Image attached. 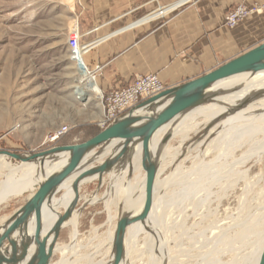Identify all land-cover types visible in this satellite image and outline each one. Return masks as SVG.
<instances>
[{
  "label": "rangeland",
  "instance_id": "rangeland-1",
  "mask_svg": "<svg viewBox=\"0 0 264 264\" xmlns=\"http://www.w3.org/2000/svg\"><path fill=\"white\" fill-rule=\"evenodd\" d=\"M74 2L0 0V136H6L0 141V151L22 155L38 153L62 146L66 139L72 144L83 143L101 131L97 127L102 115L99 97H95L90 90H86L87 97L83 100L75 94L78 79L86 71L71 53L77 20ZM210 101L201 106L211 104ZM61 127L68 129L67 134L58 142L47 144V135ZM205 134L204 130L191 131L180 147L181 136H168L166 141H162L161 145L168 151L157 184L162 186L166 179L178 174L180 166L178 179L183 181L182 189L187 183L190 185L184 188L182 199H171L172 193L177 191L176 184H166L167 196L162 197L155 214L156 228L168 239L163 240V252L169 257V264H242L251 250L250 244L255 240V235L251 233L255 229L264 233V153L239 160L250 154L248 151L246 156L241 154L245 151L242 149L244 142H240L241 150L234 152L229 145L207 151L208 142H203ZM202 142L204 146H201ZM176 151L179 152V159L171 163V156ZM132 154L130 150L120 160L115 177L112 176L114 167L113 171L102 176L100 182L97 176L78 185V201L71 215L77 222L76 236L72 239L68 227L62 225L54 243L61 249L52 253L48 264H56L60 260L74 261L73 264H104L110 259L112 244L109 239L114 237L117 218L127 213L122 208L123 191L125 186L139 187L138 180L141 178V170L133 175L130 168L120 173L128 165ZM224 155L227 161L224 169L214 167L210 170L202 165L213 160L223 163ZM5 160L11 167L20 165L14 160ZM237 161L241 164L229 171L227 167ZM156 162L159 169L160 159ZM87 163L88 160L74 172ZM97 164L92 163L88 168ZM214 171L217 174L212 176ZM3 179L4 175L0 174V182ZM36 190L35 184L19 195L0 201V226ZM134 192L133 198H137L138 191ZM54 197L59 202L54 213L57 219L73 202L74 193L64 197V190H60ZM65 204L68 205L66 209ZM127 239L129 245L135 241V264H150L148 234L142 231L137 236H127ZM164 241L167 242L164 244ZM2 247L11 248L7 247V241ZM154 257V261H158L156 252ZM121 263L124 264L123 261Z\"/></svg>",
  "mask_w": 264,
  "mask_h": 264
},
{
  "label": "bare ground",
  "instance_id": "bare-ground-1",
  "mask_svg": "<svg viewBox=\"0 0 264 264\" xmlns=\"http://www.w3.org/2000/svg\"><path fill=\"white\" fill-rule=\"evenodd\" d=\"M74 30H76V24L74 25ZM76 39H78V34L74 33L75 42H76ZM78 85L79 86L76 87L75 94L76 95L78 94L81 100L87 97L86 90H90V92H92V94H94L95 97H99L98 86H95V84L89 80L86 74L82 75L78 79ZM206 94L212 101L211 104H208L207 106H198L184 113L182 117L178 115L171 122H169L168 124L161 127L158 131H156V133L150 139L149 146H148L150 157L153 160L160 159L159 169L157 170L155 182H154L153 190H152V205L149 210L147 218L143 222L137 221V222L130 224L129 226H133L132 229H130L129 226L126 227L124 231V237H123L122 259L120 260L118 264H122L121 261H123L124 264H135V258L133 256L136 253L134 251L135 241L133 242V245L132 244L129 245L127 236H137L142 231L148 234L149 242L148 243L146 242V243H147V248L149 249V259L150 260L152 259L150 264H169L170 262L169 257L167 255H164V252H163L164 250L163 240H168V239H165L162 236V234L159 232L160 229L156 228V226L158 225L155 220L156 219L155 214L157 213L156 210L158 209V205L162 197H165L166 192H168L165 187L167 183L172 182L171 183L172 185L176 184L175 190L177 191L172 193V195L170 196L171 199H173L174 197H178L182 199L184 188H186V186H189L190 184L187 183V185L184 186L182 189L183 185L181 182L183 181L178 179L179 174H180V170H179L180 166H178L177 168V171L179 172L178 174L176 173L175 176H173L172 178L166 179L164 183H162V186H159V184H157V177L163 172L162 164L165 161L164 159L167 158L166 153L168 149L165 148V146L161 145L162 141L163 142L166 141L165 139L166 137L169 136L170 138H175L176 136H181L182 141L180 144H178L180 147L181 145H183V142L187 139L188 134L191 131L198 129L202 131L204 130L206 133L204 136L203 142H206V141L208 142L205 147V150L207 151L209 150V148L213 149L216 147H220L222 145L223 146L229 145L231 146L232 151L234 152L236 150H241V148L239 147V146H242L240 142H244L245 146H242V149L245 151L241 152V154L245 155L246 151H248V153L250 154L246 158L241 157V159L239 160L241 161L248 160L249 157L252 155H255V154L259 155V154L264 153V71H259V72L252 73V74L243 73L239 75H234L232 77H229L223 80H219L215 82L206 91ZM146 110L147 109H142L141 111L144 112ZM140 116L142 117V116H147V115L140 114ZM197 121H200V123H197ZM189 140L190 139H188V141ZM203 142L200 143L201 146H204ZM121 144H122V141H113V143L110 144L108 149H106L105 153L101 154L96 159L94 158V154L96 152H93L94 149L91 150L80 161L79 166L81 164H84L88 160V163L86 164L85 167L70 174L69 176L64 178L61 182H58V184L54 187L53 193H51V195H49L44 200L41 206L40 231H39V237H38L39 242H41L42 239L45 238L48 235V233H50V230L56 221V217L54 216V213L56 211L55 208L59 204V202L54 197L55 194L60 190H64V197H67L70 192L74 193L73 188H72L73 182L81 173L87 170H90L92 168V167L88 168V166L91 165L89 164V162L95 159V162H98L100 164L104 159H107L111 157L112 155L117 154L116 152L118 148L117 150H115L116 147L113 148L112 146L121 145ZM131 147L133 149H131ZM127 149H128V152L132 150L133 154L130 156L131 159L128 165L127 166L125 165V168L120 173H124V170L126 172L127 169L129 168H130V174L132 175L136 173L138 174L140 170L142 171V173H141V178L138 180L139 187H136L135 189L134 186L133 187L125 186V189L123 191V196H122V202H123L124 207L122 208L126 210V211L124 210L125 212H127L126 214H129L130 216H137L141 212L144 202H145V186H146L145 173L141 168L142 145H141L140 140L133 139V141L127 146ZM187 149H190V148L188 147ZM178 151L180 152L181 150H178ZM178 151H176L175 153L172 152L174 154L171 156L172 158L171 163L178 161L179 159L178 157L180 156ZM3 159H7V158L5 155L0 154V172L1 174L5 176L4 179L0 182V190L3 191L0 194V201H4L8 196L19 195L21 192H23L27 188L32 187L35 184L38 187V185L41 182H45L50 177L55 176L62 169V167L68 162L69 155L68 153L55 155L53 157L45 159L42 164H40L39 161L35 163H19L20 165L18 167L16 168L12 167L10 169H7V165L4 163ZM221 162L223 163H220L217 160H213L209 164H206V165L202 164V165L206 167V169L208 168L210 170H213L214 167L216 168L222 167L224 169L227 166L225 155H224V160ZM239 164L241 163L237 161V163H234L232 166H228L227 168L229 171L234 170V168ZM119 167L120 166H118V163H117V165L115 166V172L112 173L113 177H115V174H117L116 170ZM113 168L111 171H113ZM206 169L204 170L205 172H206ZM215 174H217V172L215 171L212 172V176H215ZM97 176H98L97 174H94L91 177H86L81 182H79V184L91 181L95 179ZM3 187L5 188L3 189ZM134 190L138 191L137 198H133V195L136 194ZM157 197L158 198L160 197V198L157 199ZM173 203H176V202H173ZM67 206L68 205L65 204V209L67 208ZM125 212L123 214H125ZM160 212H159V215H160ZM162 218L163 216L160 217V220ZM117 220L119 219L117 218ZM241 224H244V222ZM63 226L68 227V229L70 230V237L74 239L77 233L76 220L70 217L66 222L63 223ZM115 228H116V224H115ZM255 230L256 231L251 233L255 235L254 237L255 240L250 244L249 247L251 250L244 258L242 264H258L259 262L260 255L264 247V233L262 234L263 230H259V229H255ZM245 231H248V230L246 229ZM35 234H36V215L35 213H32V215L25 222V228L23 225L22 232L19 233V231L17 230L13 233L11 237L13 240L16 239V241L14 240L16 243L15 251L12 252L11 248L10 249L4 248L2 250L3 248L2 246L0 248V255L2 258L9 261L11 259V255L13 254L14 259L16 261L13 263L3 262L2 264H28V262L31 260L36 250L38 249V245L36 244V241H35ZM114 234H115V230H114ZM164 234H165V231H164ZM225 236H221V237H225ZM221 237L219 236V238ZM52 240H53V235L52 234L48 235L46 246H48L47 244L51 243ZM110 242L112 244V253H111L110 259L106 261L104 264H113L114 237L113 239L112 237H110L109 243ZM165 242L167 241H164V244ZM4 243L2 245H4ZM54 243H56V240ZM24 245H26L27 247L26 252L24 253V255H21V252L23 249L22 246ZM60 249L61 247L57 248L56 246H54L53 252L59 251ZM239 250H242V249H239ZM154 252L158 254V258H157L158 261H154V258H155ZM75 254H76V250H75ZM48 263H50V259L48 260L47 264ZM73 263L74 261L68 262L67 260L66 261L60 260L56 264H73ZM34 264H37V259L35 260Z\"/></svg>",
  "mask_w": 264,
  "mask_h": 264
},
{
  "label": "crops",
  "instance_id": "crops-1",
  "mask_svg": "<svg viewBox=\"0 0 264 264\" xmlns=\"http://www.w3.org/2000/svg\"><path fill=\"white\" fill-rule=\"evenodd\" d=\"M263 3L264 0H75L74 11L76 29L83 41L92 44L84 63L90 70L100 67L96 85L102 93H108L147 74L157 75L165 89L172 88L258 46L264 42V11L245 18L232 29L225 25L224 17L235 6ZM64 145L74 144L66 139ZM3 161L7 169L12 168Z\"/></svg>",
  "mask_w": 264,
  "mask_h": 264
},
{
  "label": "water",
  "instance_id": "water-1",
  "mask_svg": "<svg viewBox=\"0 0 264 264\" xmlns=\"http://www.w3.org/2000/svg\"><path fill=\"white\" fill-rule=\"evenodd\" d=\"M264 71V42L258 46L248 50L240 56L230 60L229 62L221 65L215 70L208 72L198 78L190 80L181 85L168 88L156 96H153L134 108L130 109L125 115L110 123L103 130L99 131L96 135L87 141L74 144L54 146L44 151L31 154H16L8 151H0V154L6 156L7 159L14 160L19 163H43L45 159L55 155L67 154L69 155L68 162L62 169L55 175L50 177L47 181L41 182L36 192L3 224L0 226V248L2 244L7 241L8 247H11L12 252L15 251V241L11 238L15 231L22 232V227L27 219L35 213L36 215V234L35 241L38 245L34 256L28 264H34L37 259V264H47L51 260L54 242L58 238V234L64 222H66L72 215L74 207L77 205L78 192L77 187L86 177H91L94 174L98 175L97 180L100 181L103 175L108 174L113 167L117 165L124 158L128 152L127 146L135 140H140L142 145V158L141 168L145 173V202L141 212L137 216H130L129 214L123 215L116 223L114 234V257L113 264H118L121 260L123 253V237L124 231L127 226L134 222H143L149 213L152 205V190L155 182L156 173L158 170L156 160L150 157L149 142L153 135L161 127L171 122L178 115L184 114L198 106L208 102L210 98L207 96L206 91L217 81L223 80L234 75L243 73H256ZM142 109H147L142 112ZM141 111V113H140ZM147 115V116H140ZM167 139V138H165ZM113 141H122L121 145H114L117 154L104 159L100 164L93 166L90 170L81 173L73 182L72 188L74 191V199L69 208L60 215L54 225L52 226L48 235H53V240L46 246L48 235L38 241L41 220V206L44 200L51 195L54 187L61 182L64 178L72 174L80 164L82 158L93 149L97 150L94 154L96 159L101 154L105 153L106 149ZM131 149H133L131 147ZM95 159L89 162L92 164ZM93 163V164H94ZM21 255L26 252V245L22 246ZM22 257V256H21ZM13 254L9 261L5 260L0 255V264L3 262L13 263ZM258 264H264V247L261 252Z\"/></svg>",
  "mask_w": 264,
  "mask_h": 264
},
{
  "label": "built area",
  "instance_id": "built-area-1",
  "mask_svg": "<svg viewBox=\"0 0 264 264\" xmlns=\"http://www.w3.org/2000/svg\"><path fill=\"white\" fill-rule=\"evenodd\" d=\"M263 11L264 3L261 5H254L252 7L238 5L225 15L224 22L228 28L232 29L235 28L245 18L254 14H260ZM75 31L74 33H79L77 29ZM74 33L71 44L72 57L85 66L87 77L95 84V86H97L96 77L100 71V67L90 70L84 63V56L92 48V44L81 41L83 38L82 34H79L80 37L76 39L75 42ZM164 90H166L164 85L155 74L137 76L130 85L124 88L111 90L108 93H102L98 89V99L101 104L102 115L97 123V127L100 130H103L110 123L125 115V113H127L130 109L134 108L141 102L158 95ZM67 132L68 129L66 127L57 128L47 135L46 143L54 144L58 142L67 134ZM5 137L6 136L4 135L0 136V141Z\"/></svg>",
  "mask_w": 264,
  "mask_h": 264
}]
</instances>
